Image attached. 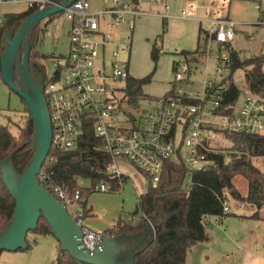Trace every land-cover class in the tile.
Wrapping results in <instances>:
<instances>
[{
	"label": "built area",
	"instance_id": "2783aa9c",
	"mask_svg": "<svg viewBox=\"0 0 264 264\" xmlns=\"http://www.w3.org/2000/svg\"><path fill=\"white\" fill-rule=\"evenodd\" d=\"M98 1L100 9L95 12L91 11L90 0H76L60 13L69 23V45L64 56L51 59L53 75L49 78L45 74L43 95L50 116L52 143L38 175L40 184L65 207L75 226L81 229L83 236L78 239V249L85 255H92L100 249L107 236L104 232H92L84 227L87 211L83 190L77 185V189L71 191L53 181L51 167L56 160L50 155L51 151L65 153L75 150L85 131L90 130L100 141V151L109 159L105 174L110 180L126 177L120 169V160L144 175L147 187L154 189L165 164L172 162L186 168L182 184V189L186 190L192 185L193 174L207 173L214 167V161L209 160L208 155L219 152L216 144L220 137L238 134L264 138V95L246 92L234 104H225L226 89L222 85L221 72L230 62L229 49L233 46L238 26L229 17L232 0H187L179 12V19L203 25V55L199 61L205 64V70L198 97L192 99L181 88L173 86L165 97L151 102L150 110L137 111L136 115L131 114L133 109L124 93L125 81L130 77L128 62L112 63L107 72L106 50L111 48L115 58L119 52L129 54V39L137 19L152 14L153 7L166 2ZM61 2L0 0V5L24 3L28 10L37 12L56 7ZM143 4L148 5L149 13L140 10ZM164 8L169 9L166 4ZM256 10L261 12L258 5ZM259 18L256 26L264 27L263 15L260 14ZM119 27H124L126 32L125 43L121 46L113 42V32ZM212 44L218 47V54L216 67L211 73L207 59ZM97 46L101 47L100 52ZM175 66V82L189 84L197 68L184 58ZM92 184L94 192L112 191L109 182ZM228 210L227 202H224L223 211Z\"/></svg>",
	"mask_w": 264,
	"mask_h": 264
},
{
	"label": "trees",
	"instance_id": "16d2710c",
	"mask_svg": "<svg viewBox=\"0 0 264 264\" xmlns=\"http://www.w3.org/2000/svg\"><path fill=\"white\" fill-rule=\"evenodd\" d=\"M34 13L27 9L20 14L5 15L0 25V42L3 35L8 32L16 35L22 24ZM262 15L264 17V13ZM38 30L37 27L33 33L29 56V66L34 78L32 65L36 63V59L44 58L35 51ZM3 50L0 44V55ZM198 54H203L201 48ZM229 57L230 62L227 65L229 75L222 82L226 89L225 104H234L246 92L264 95V55L241 59L239 54L230 48ZM40 67L44 71L42 65ZM237 71L243 73V87L233 80V75ZM150 78L136 80L129 77L125 81V99L132 108H135L137 101L144 97L142 87ZM22 103L28 115L18 134L13 135L8 127L0 125V164L15 153L14 165L19 172H22L31 161L34 135L32 119L25 103L23 101ZM223 138L232 142L235 151L226 155L221 152L209 154V160L214 161V167L210 172L193 174L192 185L183 190L186 168L182 164L166 163L157 187L154 189L147 187L146 192L137 198L136 214L141 213L139 225L118 221L113 229L104 232L106 236H138L142 231L143 221L153 227L154 241L135 257V264H185L187 253L196 245L208 241L205 218L235 216L223 211V204L228 201V197L252 209L253 212L246 217L247 219L264 221V173L253 163V160L264 158V138L238 134H225ZM50 155L56 160L51 167L53 181L68 187L71 191L78 187L76 178L92 183L109 182L112 191L122 188L127 179L124 177L110 180L106 176L109 159L100 151V141L90 130L85 131L75 150L65 153L51 151ZM238 176L247 182L245 196H241L234 186L233 180ZM13 211L14 201L4 186L0 173V233L11 220ZM32 233L51 235L50 227L43 218L39 220L37 229ZM149 235L150 233H147V238ZM55 264L83 263L62 252L58 244Z\"/></svg>",
	"mask_w": 264,
	"mask_h": 264
},
{
	"label": "rangeland",
	"instance_id": "374dc122",
	"mask_svg": "<svg viewBox=\"0 0 264 264\" xmlns=\"http://www.w3.org/2000/svg\"><path fill=\"white\" fill-rule=\"evenodd\" d=\"M91 11H98L100 4L98 0H90ZM260 5L261 12L256 10ZM27 10L24 3H7L0 5V21L7 14H20ZM264 13V0H232L229 9V17L238 23L237 33L231 49L236 51L241 59L250 58L259 54L264 55V27L256 26L260 14ZM179 11L175 14H151L148 17L137 21L133 33L129 39V54L119 52L117 57L112 56V49L106 50L105 66L109 71L110 64L115 62H128L130 78L141 80L151 77L150 81L143 85V98H140L136 107L132 108V115L137 111H148L156 99H162L173 86L181 88L184 93L196 99L202 91L203 73L205 64L191 63L197 71L192 74L189 84L186 82H175L176 66L173 63L181 59V52L193 53L197 48L198 25L194 21L178 19ZM166 21L165 27L163 22ZM38 37L35 44V51L40 57L41 65L46 76L49 78L54 73L51 59L54 56H64L68 51L69 23L62 14L55 15L43 20L38 26ZM113 42L119 46L126 40L124 27H119L113 32ZM252 38L250 39L249 37ZM203 44V43H202ZM100 52L101 47L97 46ZM156 52V54H154ZM207 59L208 71L213 72L216 67V56L218 47L212 44L209 48ZM203 54H198L199 60ZM202 62V61H201ZM102 60L99 61V65ZM33 72V71H32ZM229 71L222 70L221 76L227 78ZM47 78V79H49ZM233 80L241 87L244 85L242 71L233 75ZM123 83H120L122 86ZM125 86V84H124ZM240 99V97H239ZM238 99V100H239ZM152 102V103H151ZM140 106V109L138 107ZM28 113L21 99L10 92L0 78V125L8 127L13 135L23 126ZM217 140L218 151L224 155L233 153L232 142L229 139L220 137ZM185 159V150L182 151ZM253 163L264 173V158L253 160ZM120 169L127 177L126 181L118 191L107 193L94 192L91 190L92 182L79 178L77 185L84 191L88 215L84 227L92 232H105L112 229L118 221L139 225L141 213L136 214L137 198L147 190L146 179L142 174L119 160ZM234 186L241 196L247 193V182L238 176L233 180ZM238 202L228 197L227 206H232V211L239 213L246 211L244 208H236ZM229 207V206H228ZM231 211V212H232ZM248 212V211H247ZM236 214V213H235ZM255 233V231H254ZM255 237H257L255 235ZM27 250L16 252L3 251L0 253V264H55L58 255V243L51 235L29 233L26 237ZM262 244V243H261ZM254 249L264 258V245Z\"/></svg>",
	"mask_w": 264,
	"mask_h": 264
},
{
	"label": "water",
	"instance_id": "95a60500",
	"mask_svg": "<svg viewBox=\"0 0 264 264\" xmlns=\"http://www.w3.org/2000/svg\"><path fill=\"white\" fill-rule=\"evenodd\" d=\"M76 0H64L56 7L35 12L21 26L18 33L8 32L1 39L4 49L0 55V73L8 90L16 94L26 105L33 122V156L22 172L14 165L15 153L0 164L1 180L14 201L11 220L0 233V253L27 250L26 237L37 229L43 218L49 225L51 236L75 261L83 264H135V257L145 251L154 241L153 227L142 222L138 236L110 235L92 255L78 249L83 234L70 218L65 207L43 187L38 175L49 155L52 128L47 104L43 95L45 72L33 77L29 56L32 36L39 24L58 15ZM147 233H150L147 238Z\"/></svg>",
	"mask_w": 264,
	"mask_h": 264
},
{
	"label": "crops",
	"instance_id": "0c3cea01",
	"mask_svg": "<svg viewBox=\"0 0 264 264\" xmlns=\"http://www.w3.org/2000/svg\"><path fill=\"white\" fill-rule=\"evenodd\" d=\"M165 2V4L168 5V11L165 10L164 4L161 6L153 7L151 10L152 14L167 15L169 12L175 14L178 11L180 12V10L186 4L187 0H165ZM258 6L260 7V5ZM140 10L145 13H149V7L146 4L140 5ZM148 16L149 15H143L139 17L137 21H140ZM195 23L198 25L196 51L193 53L181 52V59H187L190 61V63L200 62L197 55L198 50H200L201 48V28H203V25H200L197 22ZM165 24L166 21L163 22V27H165ZM184 53L188 54L185 55ZM175 63H173V67L175 66ZM0 78L2 79L1 75ZM144 178L146 177L144 176ZM228 206V212L235 216H229L224 218H205L204 224L208 236V241L205 243H200L193 247L187 253L185 264H264V258L259 255L258 251L254 250L258 248L259 245L261 247H263L264 245V221L247 219L246 217L250 216L253 211L245 205L236 204L235 206L237 209L244 208L246 214L244 213V211L239 213V210L233 212L232 206ZM86 211L87 217V205ZM255 235L257 237H255Z\"/></svg>",
	"mask_w": 264,
	"mask_h": 264
},
{
	"label": "flooded vegetation",
	"instance_id": "af4514ba",
	"mask_svg": "<svg viewBox=\"0 0 264 264\" xmlns=\"http://www.w3.org/2000/svg\"><path fill=\"white\" fill-rule=\"evenodd\" d=\"M35 62L36 63L32 65V71L35 73V78H36L37 75H38V73L40 71H43V70L40 67V65H41V59L38 58V59L35 60Z\"/></svg>",
	"mask_w": 264,
	"mask_h": 264
}]
</instances>
